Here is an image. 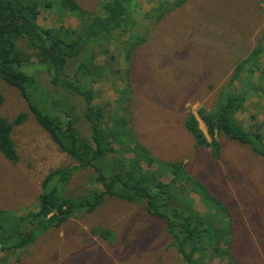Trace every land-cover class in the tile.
Returning <instances> with one entry per match:
<instances>
[{"label": "rangeland", "instance_id": "rangeland-1", "mask_svg": "<svg viewBox=\"0 0 264 264\" xmlns=\"http://www.w3.org/2000/svg\"><path fill=\"white\" fill-rule=\"evenodd\" d=\"M105 1L89 0L85 7L97 14ZM137 4L136 13L145 14L152 7L157 8L158 1L137 0ZM38 23L43 28L52 26L60 31L78 26V20L71 14L53 11H41ZM134 26L132 32L118 31L112 47L116 68L128 71L125 77L130 88L120 95L119 91L126 87L124 82L101 80L93 85L99 89L95 102L112 109L121 96L129 99L125 115L132 119L130 128L152 156L165 163H184L190 184L185 186L187 202L182 207L203 217L228 215L225 219L228 223L223 221L219 225L220 229L229 231L232 259L226 264H264V157L224 135L217 138L215 157L212 146L196 148L184 127L187 114H194L210 143L206 128L197 116L198 109H211L221 86L229 80L236 88L247 89L245 84L259 75V70H254L253 76L243 72L231 79L238 61L246 59L262 41L264 0H186L155 24L144 23L136 15ZM138 32L142 33L143 42L127 61L124 51L118 48L124 47V43H129L128 38ZM26 45V40L19 41L22 54L27 52ZM30 57L35 60V56ZM104 57L100 55L97 60ZM34 65L32 70H24L34 79L26 99L44 115L62 119L67 111L78 131L88 138L83 99L56 88L45 68L38 62ZM0 93L3 97L0 117L12 122L19 114L26 115L22 124L13 127L18 163L10 162L0 153V210L19 215L35 212L42 180L55 169L73 163L37 124L17 89L0 79ZM235 119L245 130L262 124L264 135V96L250 95ZM125 155L130 156V152ZM90 178L88 170L74 173L61 188L63 196L76 200L86 190L99 188ZM156 180L169 182L173 176L164 174ZM194 181L202 183L209 199L193 190L194 187L190 189ZM78 215L60 227L37 232L35 241L26 250H18L15 255L0 252V257L9 258L11 264L182 262L165 230L164 220L148 214L141 201L129 204L117 197H105L93 212ZM99 229L110 230V240L98 237Z\"/></svg>", "mask_w": 264, "mask_h": 264}, {"label": "trees", "instance_id": "trees-1", "mask_svg": "<svg viewBox=\"0 0 264 264\" xmlns=\"http://www.w3.org/2000/svg\"><path fill=\"white\" fill-rule=\"evenodd\" d=\"M88 1L0 0V79L20 92L37 124L73 163L55 169L42 180L37 211L19 215L0 210V252L15 255L18 250H26L35 241L37 232L60 227L83 212H93L102 205L105 197H117L129 204L141 201L148 214L164 220L172 245L181 256V264H212L215 260L226 264L232 259L227 236L229 231L220 229L219 225L223 221L228 223L225 220L228 215L219 213L203 217L192 209L182 207L187 202L185 186L190 184L184 163H165L152 156L134 129L130 128L132 119L125 115L129 99L121 96L112 109L95 102L99 89L93 88V85L101 80L111 83V79H119L124 82L126 87L119 91L120 95L130 88L128 71L116 68L114 50L110 47L114 46L115 33L133 23L135 10L139 9L137 0H108L100 4L97 14L86 9ZM153 1L146 0L147 3ZM156 1L157 8L152 7L145 14L138 13L144 23H158L186 0ZM41 11L71 14L78 20V26L74 29L61 28V31L52 26L43 28L38 23ZM22 39L27 42L25 54L18 47ZM142 41L141 36H134L129 45L124 43L125 46L118 49L124 51L129 61L133 49ZM31 55L35 56L34 61ZM100 55L105 57L98 61ZM34 62L45 68L56 88L83 99L88 138L78 131L67 111L62 119L44 115L26 99L34 79L24 70H32ZM238 63L231 79L243 75V72L253 76V72L259 70V75L245 84L247 89L244 86L236 88L229 80L221 86L211 109H198L197 116L206 128L210 143L194 114H187L184 127L192 136L196 148L212 146L215 157L218 156L217 138L220 135L248 145L255 154L264 157L263 125L256 124L257 128L245 130L235 119L250 95L257 98L264 96V31L262 41L246 59ZM2 103L0 93V106ZM25 119V114H19L12 122L0 117V153L14 164L18 163L19 155L13 139V127L22 124ZM126 152H130V156H126ZM80 170L91 172L89 180L99 188L86 190L76 200L65 198L61 188ZM164 174L172 175L173 180H156ZM191 187L209 199L201 182L194 181ZM211 200L221 206L215 198ZM111 235L110 230L104 229H99L97 233L104 240H110ZM0 264L11 263L9 258L0 257Z\"/></svg>", "mask_w": 264, "mask_h": 264}, {"label": "clouds", "instance_id": "clouds-1", "mask_svg": "<svg viewBox=\"0 0 264 264\" xmlns=\"http://www.w3.org/2000/svg\"><path fill=\"white\" fill-rule=\"evenodd\" d=\"M107 1H108V0H107ZM105 2H106V1H105ZM136 11H137V9L135 10V12H136ZM136 15H138V13H135V14H134V17H135ZM132 21H133L132 24H129L128 26H125V27H123L122 29H128L130 32H132L133 29H134V27H135V26H134V18H133ZM60 29H61V28H60ZM122 29H120V30H122ZM120 30H119V31H120ZM116 33H117V32H116ZM116 33H115V34H116ZM134 36H141V37L143 38L142 33H141V32H138V33L133 34L131 37L128 38L129 43L131 42V38L134 37ZM114 38H116V35L114 36ZM142 42H143V41H142ZM142 42H141V44H142ZM126 44H128V42H126ZM141 44H140L139 46H141ZM128 45H129V44H128ZM110 48L112 49V47H110ZM134 49H135V48H134ZM134 49H133V50H134Z\"/></svg>", "mask_w": 264, "mask_h": 264}, {"label": "bare ground", "instance_id": "bare-ground-1", "mask_svg": "<svg viewBox=\"0 0 264 264\" xmlns=\"http://www.w3.org/2000/svg\"><path fill=\"white\" fill-rule=\"evenodd\" d=\"M81 139V138H80Z\"/></svg>", "mask_w": 264, "mask_h": 264}]
</instances>
